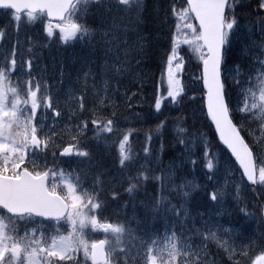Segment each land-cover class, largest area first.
<instances>
[{"label": "snow or ice", "instance_id": "6c2138e0", "mask_svg": "<svg viewBox=\"0 0 264 264\" xmlns=\"http://www.w3.org/2000/svg\"><path fill=\"white\" fill-rule=\"evenodd\" d=\"M245 3L182 0L177 7L172 0L165 7L147 0H0V9L10 10L14 22L0 28V49L7 27L15 35L11 49L0 55V264H79L81 252L83 264H220L210 246L228 264H264V234L249 236L247 229L257 204L264 221V138L256 136L259 130L264 137V0H257L252 13L257 23L248 19ZM169 17L175 18L174 31L169 29L152 107L161 113L166 99L168 105L179 106L188 98L181 76L190 52L202 69V98L195 101L198 108L177 117L175 143L183 145L181 155L188 153L193 167L192 149L199 143L209 181L225 174L222 184L204 192L207 209L196 215L192 208L201 185L187 178L177 182L175 161L166 169L161 166L159 174L144 164L131 173L132 130H121L115 119L119 106L114 96L120 94L124 80L144 87L140 66L150 54V25L158 30ZM22 18L25 25L43 26L48 21L43 26L46 47L88 49L76 76L79 87L67 89V99L74 103L65 111L44 75L34 72V57L20 51ZM257 29L260 53L250 57ZM237 47L238 57L231 59ZM26 51L32 53L33 48ZM57 75L59 84L72 75L63 61ZM123 95L129 103L127 90ZM185 120L207 126L218 137L219 151L213 150L207 133L190 135ZM89 124L97 145L109 148V141H115L123 191L118 190L115 175L101 170L96 145L88 143ZM166 124L163 118L153 130L160 142L158 165ZM146 140L151 142V133ZM144 152L146 158L151 155L148 147ZM150 182L157 185L156 193L144 204L145 218L136 221L135 228L118 214L116 219L105 215L110 202L125 196L135 201ZM248 185L257 196L251 211L242 196ZM173 198H178L175 203ZM158 223L164 225L162 235Z\"/></svg>", "mask_w": 264, "mask_h": 264}, {"label": "trees", "instance_id": "16d2710c", "mask_svg": "<svg viewBox=\"0 0 264 264\" xmlns=\"http://www.w3.org/2000/svg\"><path fill=\"white\" fill-rule=\"evenodd\" d=\"M158 3L163 4L165 7L168 6V4L172 3V0H147V3L151 5L152 3ZM182 3V2H181ZM257 3L254 2L252 4L245 5L246 8H248V19L252 21L253 23H257L256 18L252 17L253 12H255V9L257 6ZM4 15V14H3ZM10 13H6L5 23L1 25V28H4L6 25H9L11 21ZM91 20V18H89ZM13 23V22H12ZM153 28L152 38L155 39V37H162L163 36V30L169 29V27L173 28V17L168 18V22L166 25H160L158 30L156 25H150ZM12 27H7L6 31H10ZM253 36H257V30L253 32ZM185 54V53H184ZM151 54H149V57ZM158 58V59H157ZM148 60V59H146ZM185 61L187 63V67L185 71L189 74V76L192 75H199L201 71V67L199 66V62L196 60L194 56H190L188 53L185 54ZM152 63L155 64V74L154 78H157L160 75V69H161V63H163V59H159V51L156 57V60H152ZM197 88L194 89L191 92L184 93L186 97H188L182 105H174V107L168 111H161V113H155L152 112V118H146L144 121H141L137 123V125H126L124 127V130L131 129V136L134 139V142L131 144V149L134 153L135 160L138 159L140 154L143 155V162L146 167H148L153 172H156L157 174L160 173V167L156 162V154L159 152L160 148V142L156 136V134L153 132V130L156 128V125L160 122L161 119L166 118L167 124L165 126V129L163 130V142H164V152L161 157L160 162H166L168 160L174 159L176 164H180V170L177 172V182H180V180L187 178L190 180H194L196 183H199V176L200 174H204L203 167V155L201 151V147L199 146V143H197V149L195 152L194 159L196 160V165L193 167L191 164L187 165L182 158V145L175 143V132H174V126L177 124V117H183L187 116L190 112H192L194 109L198 108V105L195 103V101H199L202 98L201 93V84L200 82H197ZM159 87V81L154 80L153 84L145 85L143 89H140L142 92V95L139 96L143 100L144 104H153V100L155 95L158 93L156 92V89ZM163 91L162 89L160 90ZM144 110V109H142ZM184 124L186 127H188L189 134H199L200 132H204L208 134L209 140H211L213 145L214 151H219L216 148L217 144V138L213 136L212 132L209 131L207 126L203 124H196L195 122L191 120H185ZM151 133L152 134V140L153 143L146 140L147 135ZM93 141V139L91 140ZM149 144V149H151L150 153L147 158L143 154L144 148ZM153 144V145H152ZM95 158L99 161L101 165V170H109L112 175H115L117 177V180L119 183L117 184L118 190L123 191V184L124 182L120 179V174L117 172V165H116V157H117V145L116 143L110 144L109 148H106L105 146H102L101 144H95ZM135 146V151L133 147ZM220 155H223V153H220ZM166 158V159H165ZM134 160V161H135ZM201 185V184H200ZM212 181L207 182L206 188L202 189L200 193L196 196L195 203L193 205L192 211L193 215H196L199 211H205L207 209L206 196L204 195V192L207 190H211ZM157 185L155 183L150 182L144 190L140 192L138 195L136 201V210H133L136 213V217L134 218V224L136 225V221H143L145 218V208L144 204L151 201L153 195L156 193ZM244 194L247 196L251 206L250 211L253 209V204L257 202V196L251 191V187L246 186L244 189ZM107 195V193H105ZM178 198H173V201L176 202ZM127 203V207L124 208L123 204ZM133 206L131 205V202H129L125 197H122L120 201L117 202H110L106 211L105 215L107 217H110L111 219H116L117 214L119 215V218L121 220H129L130 215L129 211H132ZM233 211V209H232ZM233 211V215H234ZM160 223L157 224L159 226ZM257 229L259 231L264 232V224L262 223L261 219L259 218V211H258V204H257V214L256 217L249 220L247 223V229ZM219 256V255H217ZM222 261L226 264H228L227 261L222 259Z\"/></svg>", "mask_w": 264, "mask_h": 264}, {"label": "rangeland", "instance_id": "374dc122", "mask_svg": "<svg viewBox=\"0 0 264 264\" xmlns=\"http://www.w3.org/2000/svg\"><path fill=\"white\" fill-rule=\"evenodd\" d=\"M247 1V0H246ZM248 3H253L251 2H246V4ZM48 23V21L43 22V26H46V24ZM43 26L38 22L35 25H33L32 31H33V36L35 39H37V41L42 44L39 45L37 49H34L32 53H29V55L34 57V72L37 73L38 75H44L45 79H47L48 83L51 85V90L53 92V94L55 96H59L62 103H61V110L65 111L67 106H70L74 103V101L68 100L66 93H67V89L69 87V85H74L76 87H79V85L76 84V76H77V72L78 69L80 68V62L84 59L88 58V49L85 47H82L81 45H77L74 49L70 48L65 50H60L58 49V47L54 44L52 45H48L47 47L45 46L47 43L46 40V33L43 30ZM25 28V21L22 18L21 21V29ZM252 39H254L256 41V46L252 47L250 52H249V56H259L260 53V49H259V41H257L254 37H252ZM14 42V40H13ZM245 43H248L247 41H245ZM12 46H10V43H8V39L5 40L4 42V48L2 49L3 53H6L8 50L11 49ZM157 46L155 48L156 51L152 52V55H156L157 50H158ZM21 52H26L25 50H23L22 48H20ZM237 51H239V47H237ZM49 53L50 56L47 57L45 55V53ZM24 54V53H23ZM26 56V55H25ZM73 60H76V63H73ZM61 61H63V63L67 66V68L71 71L72 75L70 77H65L64 83L63 84H59L57 82L58 80V75H57V70L60 66ZM141 67V66H140ZM249 67V61L248 59H245L243 61V69L247 70ZM47 69V72L44 73V69ZM16 74H13V76L15 77ZM193 81L194 79L191 80V82H188V84H184V90H187L188 88L193 86ZM15 82V81H14ZM143 85H149V84H153L154 83V79L150 77L149 73L148 75L145 74L144 76V80H142ZM140 84L135 82V81H130L128 79L124 80V83L121 85V89H120V94H117L116 96H114L115 102L116 104L119 106L118 108V115L115 117V119L119 120V127L122 129L124 124L127 123H133L136 121H139L141 119H143L142 117L144 116L145 113L150 114L154 111V108L152 107V105H149V109L147 111H143L141 110L143 108V106L145 105L143 103V100L141 98H139L140 95H142V92L140 90ZM127 90V96L130 98V102L126 103V99L125 96L123 95V93ZM132 93H136L135 96L132 95ZM89 94H90V90H89ZM63 101H67V105L65 103H63ZM134 105V106H133ZM90 103L86 102V107H89ZM173 105H170L169 107H165L162 108V111H168L170 107H172ZM105 112L110 111L109 109H105ZM135 113H139L140 115L137 116L135 115ZM40 117V113L38 111L37 113V119H39ZM258 123V122H255ZM93 128V125L89 124V134H88V143H91L93 145L96 144V141L92 140V131L91 129ZM256 136L258 138H264L261 137L260 131L256 130ZM250 139V138H249ZM114 141V140H113ZM112 142V141H111ZM186 155V160H187V155L188 153H185ZM223 156V155H221ZM169 164V163H168ZM167 164V166H168ZM202 169H204V174H200L199 176V184H201V188L205 189L207 182H209V180L207 179V169L202 167ZM237 176L239 175V173L236 174ZM229 180L233 179V177H227ZM225 179V174L223 172L217 174L216 177H214V179L212 180V186L216 187L219 186V184H222L224 182ZM242 196L244 199V202L247 204L248 209H250V202L247 198V196L244 194V191L242 190ZM138 201H132L131 205L133 206L131 209L132 211H129V215H130V221L133 222L132 226L135 228V224H134V218L136 217V213L133 210H136V203ZM175 203V202H174ZM234 211V213L236 212V208H235V204L230 202V210ZM235 215V214H234ZM231 219V217H229ZM249 221V220H248ZM247 221V223H248ZM159 228L161 229V235L163 233V228L164 225L163 223H161V226H159ZM255 234L257 237H259L261 234H263L262 231L256 230L254 228H252L251 230H248V235H252ZM95 235H103L101 233H96ZM210 250L215 252L216 249L214 246H210ZM82 253V252H81ZM219 256H217V255ZM216 256L217 258L220 260V264H226L222 261V259H224L223 254L221 255L220 253L216 252ZM82 259L84 261V257H83V253H82ZM225 260V259H224ZM226 261V260H225ZM61 264H65V262H61ZM67 264H71V262H67ZM87 264H91V261H88Z\"/></svg>", "mask_w": 264, "mask_h": 264}, {"label": "bare ground", "instance_id": "6f19581e", "mask_svg": "<svg viewBox=\"0 0 264 264\" xmlns=\"http://www.w3.org/2000/svg\"><path fill=\"white\" fill-rule=\"evenodd\" d=\"M153 31H154V30H153ZM141 69H142V72H143L144 74H147V75H148V73H149L150 77H151V78H154V74H155L156 66H155L154 63H152V61H146V62L142 65ZM143 80H144V78H143ZM165 159H166V158H165ZM170 161H174V159L168 160V161H166V162H160V164H159L160 169H161V166H162L164 169H166V168H167V164H168Z\"/></svg>", "mask_w": 264, "mask_h": 264}, {"label": "water", "instance_id": "95a60500", "mask_svg": "<svg viewBox=\"0 0 264 264\" xmlns=\"http://www.w3.org/2000/svg\"><path fill=\"white\" fill-rule=\"evenodd\" d=\"M251 186V185H250ZM253 187V186H252Z\"/></svg>", "mask_w": 264, "mask_h": 264}]
</instances>
